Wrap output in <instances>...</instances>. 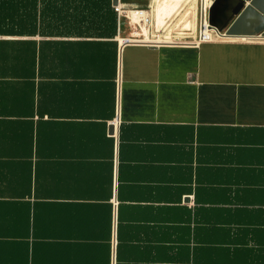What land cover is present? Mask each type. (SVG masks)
I'll use <instances>...</instances> for the list:
<instances>
[{"label":"crops","instance_id":"obj_1","mask_svg":"<svg viewBox=\"0 0 264 264\" xmlns=\"http://www.w3.org/2000/svg\"><path fill=\"white\" fill-rule=\"evenodd\" d=\"M131 31L0 36V264H264V38Z\"/></svg>","mask_w":264,"mask_h":264},{"label":"trees","instance_id":"obj_2","mask_svg":"<svg viewBox=\"0 0 264 264\" xmlns=\"http://www.w3.org/2000/svg\"><path fill=\"white\" fill-rule=\"evenodd\" d=\"M118 22L112 0H0V36L50 38L56 46L57 38H111Z\"/></svg>","mask_w":264,"mask_h":264},{"label":"rangeland","instance_id":"obj_3","mask_svg":"<svg viewBox=\"0 0 264 264\" xmlns=\"http://www.w3.org/2000/svg\"><path fill=\"white\" fill-rule=\"evenodd\" d=\"M151 1L152 0H148V2L145 3L144 0H122L121 7L124 13L121 16V22H126L125 16L128 14L127 12L130 8H134L132 5L137 6L140 10L146 11H151L153 8L155 16H151V22L149 23L151 39L158 41H200L199 32L204 12L203 3L201 2V6L199 4L200 0H179L178 6L175 5V0H167L163 7L166 9L167 14H165L163 21L159 24L161 27L158 26L157 29L155 21H160L156 12L159 0H154L153 5ZM210 3L211 1L207 0V8L210 6ZM169 16L170 18L167 20ZM140 28L141 23L139 19L137 24H135V22L131 24L132 31L139 30ZM211 31L213 36L217 37L215 32L213 30ZM128 38L130 39V37ZM131 38H134V35H132ZM136 38L144 39L143 37Z\"/></svg>","mask_w":264,"mask_h":264},{"label":"water","instance_id":"obj_4","mask_svg":"<svg viewBox=\"0 0 264 264\" xmlns=\"http://www.w3.org/2000/svg\"><path fill=\"white\" fill-rule=\"evenodd\" d=\"M120 4V0H112L113 7ZM209 29L223 37L264 38V0H214L209 9ZM110 130L113 132L114 127Z\"/></svg>","mask_w":264,"mask_h":264},{"label":"bare ground","instance_id":"obj_5","mask_svg":"<svg viewBox=\"0 0 264 264\" xmlns=\"http://www.w3.org/2000/svg\"><path fill=\"white\" fill-rule=\"evenodd\" d=\"M205 5L206 4H205V0H204L203 7ZM134 10H139V11H134ZM127 13L128 14L125 17H126V21L128 22V24L131 25L134 22H135V24H137L138 23V19H139V21L141 23V28L139 30H133L132 31V35H134V38H131L132 37L131 36L130 39L132 41H148L149 40V38H148V28H149L150 19H149V16H148L147 12L145 10H140V9L134 7V8H130V10H128ZM206 34L209 35L208 33H206ZM136 37H141V38L143 37L144 39H138Z\"/></svg>","mask_w":264,"mask_h":264},{"label":"built area","instance_id":"obj_6","mask_svg":"<svg viewBox=\"0 0 264 264\" xmlns=\"http://www.w3.org/2000/svg\"><path fill=\"white\" fill-rule=\"evenodd\" d=\"M211 6V3H210ZM210 6L205 9L204 7V12H203V17H202V22H201V26H200V32H199V38H200V42H212L214 39L210 36V35H206V33L203 31L204 28H209V20H208V15H209V9ZM115 11L118 13L119 15V22H121V16L124 13V11L122 10L121 4L118 7H114ZM215 32V35L218 37V35H220L217 31L213 30ZM129 42L128 40L124 41V43ZM123 43V44H124Z\"/></svg>","mask_w":264,"mask_h":264}]
</instances>
